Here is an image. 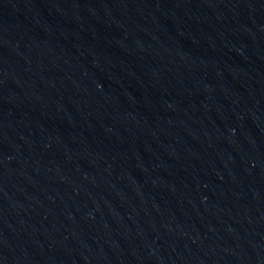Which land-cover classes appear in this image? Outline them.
<instances>
[{
	"label": "water",
	"instance_id": "95a60500",
	"mask_svg": "<svg viewBox=\"0 0 264 264\" xmlns=\"http://www.w3.org/2000/svg\"><path fill=\"white\" fill-rule=\"evenodd\" d=\"M0 264H264V0H0Z\"/></svg>",
	"mask_w": 264,
	"mask_h": 264
}]
</instances>
